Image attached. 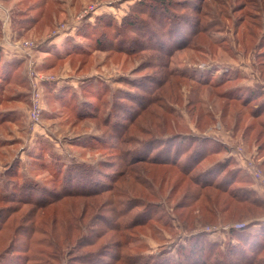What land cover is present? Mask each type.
Here are the masks:
<instances>
[{"label":"rangeland","instance_id":"rangeland-1","mask_svg":"<svg viewBox=\"0 0 264 264\" xmlns=\"http://www.w3.org/2000/svg\"><path fill=\"white\" fill-rule=\"evenodd\" d=\"M151 1L0 0L3 62H23L4 89L14 98L0 108L12 113L0 127V264H40L47 260L42 250L50 264H82L75 261L90 254L93 264H227L216 254L239 246L232 226L251 219L223 222L219 215L213 222L210 207L200 208L204 193L192 207L183 205L191 199L184 198L186 188L196 190L188 181L196 183L201 169L221 162L226 169L208 192L213 204L246 189L264 201L244 160L255 159L264 172V0H154V6L166 3L156 11ZM20 15L33 25L31 36L21 37L12 22H21ZM128 16L138 31L118 30ZM175 18L179 28L170 23ZM188 27L187 38L198 34L186 47L169 49L185 40ZM108 37L121 39L122 47L113 49ZM24 41L34 46L23 48ZM32 64L45 78L37 123ZM195 137L204 148L192 170L185 166L195 144L180 153L176 145ZM83 164L95 172L94 190H112L45 206L14 196L26 183L47 201L51 191L62 190L58 182L70 168ZM35 225L44 230L34 233ZM198 238L205 242L197 249L201 259L185 250Z\"/></svg>","mask_w":264,"mask_h":264},{"label":"trees","instance_id":"trees-1","mask_svg":"<svg viewBox=\"0 0 264 264\" xmlns=\"http://www.w3.org/2000/svg\"><path fill=\"white\" fill-rule=\"evenodd\" d=\"M152 2H154V0H152L150 3L152 4ZM169 2L172 3L171 0H169ZM160 3H161V6H154L152 4L153 9L151 11H156V7L162 8L163 5L166 4L164 1H162ZM143 5L144 4H140L141 7ZM167 5H170V4L168 3ZM135 9H138V8H135ZM136 11L137 10H135V14H136ZM150 14L153 15V12H150ZM134 16H136V15H134ZM20 18H24V17L21 16ZM132 19H133L132 16L126 17L124 22L122 23V25L118 28V30L120 31L122 29L127 28V30L131 29V30L138 31L135 28L134 23L131 21ZM37 20L38 19H31V21H29V22L33 23ZM175 20H177V18H175ZM175 20L173 22L170 21V23L171 24H177L178 28H179L180 27V20H177V21H175ZM26 21H28L26 18L21 19V22L19 21L18 23L16 21L12 20V22L14 23L15 26H19L18 32H19L20 36L26 32L31 31V29H32L33 25L32 24L30 25V23H28ZM21 23H26V26H21L22 25ZM27 23H28V25H27ZM153 29H155L154 26H153ZM185 29H186L185 30L186 33H184L185 34L184 37H186L185 40L183 42H181L179 45L168 47L169 49L174 50V49L181 48L183 46L186 47L189 44V41L192 40V39H190V37L195 35V34H198V32H196L195 34L193 33L189 38H187V36H188L187 32L188 31L191 32L192 29L189 27L185 28ZM180 30H182V29H180ZM169 32H170V34L172 33L171 36H173L174 32H172L171 29H169ZM103 34L104 33H101L100 35H103ZM171 39H173V38H171ZM130 40H133V39H130V38L127 39V41H130ZM110 41H112L111 42L112 44H115L113 49H117V48L120 49L122 47L121 43H123V41L121 39H119V38L111 39L110 37H108L106 39V42H110ZM100 43L105 44L104 42H101L98 39L97 44H100ZM186 43H188V44H186ZM104 46H108V45H104ZM108 47L112 48L111 46H108ZM55 57L62 58L58 55H56ZM3 61H4L3 56L0 53V83H2V89H0V108H1V105L3 103H6L9 101L10 97H11V99L14 98L13 97L14 95L9 96V94H7L5 96L4 95V92H5L4 89L5 88L7 89L8 87H10V85L12 84V79L14 78V74H17L18 72H20L21 67L23 65V62L21 60H14V61L8 62V63H4ZM46 66L49 67V65H46ZM46 66H45V68H47ZM203 81H204V78H202L200 80L201 83ZM21 84L22 83H20L18 85H21ZM92 89H93V87L90 90L87 89L86 92L92 94L93 93ZM7 96H9V97H7ZM88 104H91V101ZM154 104L155 103L151 104V106L149 107V111H151L150 108L152 106H154ZM76 109H77V107H76ZM114 114H116V112L114 110H111L110 115L113 116ZM86 115H89V116H85V117H91L90 113H87ZM118 117H119V115H118ZM11 119H12V113L10 111H6V113H4V114L1 113L0 114V127L7 124L9 122L8 120H11ZM109 122H112V120L109 119ZM118 125H119V121L115 122V124L112 123L111 126L113 127V129H115V128H118V127H116ZM125 134H126V132H125ZM179 138H181V137H179ZM191 140H192L191 138H190V140L187 138L183 144L182 143L178 144V145H183L185 147H182V146L177 147V145H176V149H177L176 152L180 153V152H182L183 149L191 148L193 146V143H194L195 144L193 146L194 147V150H193L194 153H192V156L189 158V161H187V165L185 166L187 168H190V169L192 168V170H194L199 166V164L203 158L202 153H203L204 144H203V141L200 140L199 137H197V138L195 137V139H193L192 141ZM167 144H169L168 147H172L170 145L171 142H169ZM144 158H146V157H142V158L132 157L131 160L136 161V160H142ZM155 160L158 162H162V163H169L168 158L159 157V158H155ZM226 163L227 162H225V163L221 162V163H216L213 165L206 166L203 169H201L198 174H196L194 176L196 183H193L192 181L191 182L188 181L187 185L196 187V190L192 191L190 187L186 188L187 194L184 196V198H186V199L191 198V199H190L189 203H186V204L184 203L183 207H192L194 203H196L200 200V198H201L200 196L204 193L203 195H204L205 201L202 203V205H200V208L201 207L206 208L207 206L210 207L209 210L213 213V217L215 218L213 222H217L216 218H218L219 215L223 216V218H222L223 222H231L234 219H239V220L251 219V222L247 223V225L244 229H242V230L232 229V231H230L231 234L234 235L236 237V239L238 240L239 246L234 247V248H230L225 253H223V252L217 253L216 258L218 261L225 260L227 262V264H246V263L262 264L263 260H264V257H262V255H261V254H264V219L258 220V221H257V219L259 218V216H261V214H263L261 212L264 211V201L262 199H259V197L256 195V193L252 189H246V191H244V193H241L238 195L237 194H230V195L227 194V196L225 198H223L220 201H217L215 204H213L211 201L212 195H209V193H208L209 190L212 188L213 180L220 178L222 172L226 169L225 165H224ZM123 165L124 164L121 161L118 163V166L123 167ZM223 166H224V168H223ZM92 170L93 169L91 167L86 166L84 164L80 165V166H77V165L72 166L70 168V175L68 176V178L65 179V180H67V182L65 180L63 181V183L61 181L58 182L59 186L62 188V190L51 191V193L49 194V199L47 201H44V202L39 200L37 198V196L35 195V192L33 191V189L34 188H35V190L38 189V187H36L35 185L32 188L28 184L24 183L21 186H19V188L16 189L15 192H13V193H14V196L20 195L22 200L27 201V202L24 201L27 204H28V202L29 203L34 202L35 205H40V206L48 205L51 202H56V201L62 202L63 200H71L74 198H85V199L98 198L102 194H105L106 192H109L112 189H110L107 185H103V187L99 188L98 190H94L92 187L93 186L96 187V185L95 184H92L93 186L90 185V183L93 181V175L95 174V172ZM227 176L228 175H226L225 180H227ZM209 178L211 180H209ZM118 194L119 193L117 192L115 195L117 196ZM222 194L225 195L226 192L222 193ZM3 197H4V199H2V200H7V198H5L6 196H3ZM12 199H14V197H12ZM70 211L74 212V209H70ZM189 213H188V215H189ZM146 218L147 217H145V219ZM182 218L184 219V215H182ZM194 219H197V218H194ZM207 222H209V221H207ZM72 223L74 225V228H71V229L78 231L79 230L78 220H73V218H72ZM35 227L36 228L34 229V233L38 232L39 231L38 229H41L36 225H35ZM41 230H44V229H41ZM45 240H50L49 243H52L53 241L56 243L54 236L48 235L47 233H45ZM203 241H204V239L203 240L199 239V238L195 239V242H193L194 244H191L190 247L185 249L186 252L188 251V254L191 255L192 257L194 256V257H197L198 259H201V257L203 255H200V254L197 255V249L201 245H205V242H203ZM89 242L90 241H86V244L91 246L96 242V239H94L90 243ZM40 245H42V244H40ZM56 245H57V243H56ZM209 245L212 246V244H210V243H209ZM49 248H51V246H49ZM239 253L241 254V257L238 256ZM39 255L45 256L47 258L46 261H40V264H50L51 258H48V256L46 255V251H43V250L40 251ZM259 255H261L262 258H257ZM118 257H119V255H118ZM92 258H94V255L90 254V256L83 259V261H75V262L82 263V264H93L94 260H91ZM234 258H236V259L234 260ZM255 258H257V259H255ZM20 259H23V258H20ZM56 259H57V256H56ZM137 264H139V261H137Z\"/></svg>","mask_w":264,"mask_h":264},{"label":"built area","instance_id":"built-area-1","mask_svg":"<svg viewBox=\"0 0 264 264\" xmlns=\"http://www.w3.org/2000/svg\"><path fill=\"white\" fill-rule=\"evenodd\" d=\"M23 48H31L34 46L33 42L30 41H24L20 44ZM35 70V64L31 65L30 69V77H31V88H32V103H33V112H32V118L33 121H36V123L39 121V114L42 113L41 109V93H40V86L42 81L45 79L44 77L37 74ZM239 154L242 155L243 151L240 149ZM247 169L251 176L254 178V180L257 182L258 187L261 189L264 195V172L259 167V165L255 162V159L253 158H245ZM247 223H239L237 225L232 226L235 230H242L246 227ZM230 228V227H229Z\"/></svg>","mask_w":264,"mask_h":264},{"label":"crops","instance_id":"crops-1","mask_svg":"<svg viewBox=\"0 0 264 264\" xmlns=\"http://www.w3.org/2000/svg\"><path fill=\"white\" fill-rule=\"evenodd\" d=\"M25 35V37H28V36H31V33L30 32H26L24 33L23 35H21V37H23ZM11 40V39H10ZM10 54V53H9Z\"/></svg>","mask_w":264,"mask_h":264}]
</instances>
